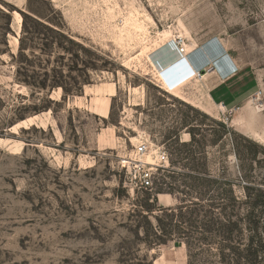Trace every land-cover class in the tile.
I'll return each mask as SVG.
<instances>
[{
    "label": "rangeland",
    "instance_id": "rangeland-1",
    "mask_svg": "<svg viewBox=\"0 0 264 264\" xmlns=\"http://www.w3.org/2000/svg\"><path fill=\"white\" fill-rule=\"evenodd\" d=\"M179 38L216 56L161 88ZM245 183L264 189V0H0V264H217L200 227Z\"/></svg>",
    "mask_w": 264,
    "mask_h": 264
},
{
    "label": "trees",
    "instance_id": "trees-1",
    "mask_svg": "<svg viewBox=\"0 0 264 264\" xmlns=\"http://www.w3.org/2000/svg\"><path fill=\"white\" fill-rule=\"evenodd\" d=\"M241 189L244 201L233 197V191H224V196L227 197L228 194L231 198L217 205L221 210V219L209 218L200 227L207 233L217 234L210 239L201 237L196 240V244H200L199 249L206 246L215 251V254L208 257H216L217 260L213 261L217 264H264V189H253L249 183H245ZM228 202L229 205L225 204ZM236 205L240 209L237 213L233 210ZM229 209L232 211L227 214ZM195 212L196 210H190L192 216ZM207 214L210 215L211 212ZM195 222L194 219L190 221L192 229L196 228ZM186 241L190 250L191 242Z\"/></svg>",
    "mask_w": 264,
    "mask_h": 264
},
{
    "label": "bare ground",
    "instance_id": "bare-ground-1",
    "mask_svg": "<svg viewBox=\"0 0 264 264\" xmlns=\"http://www.w3.org/2000/svg\"><path fill=\"white\" fill-rule=\"evenodd\" d=\"M164 35H165L166 39L169 38L168 33H165ZM179 39L181 40L182 48H183L184 52L182 53L181 50H179L175 46H173L176 48V53H177L176 58L177 59L174 62H172L171 64H167L164 66L159 65L158 71H164L168 66L173 65V64H180V63H183L184 61L187 62L189 65H192L194 68L198 69L199 66H201L203 63L208 64L210 62V60H212L211 56H216L217 50L213 53L207 51L211 47L209 45H205L204 47H202L198 50H196L194 48L193 49H190V48L187 49V47H184L183 39L182 38H179ZM179 39H178V41H179ZM172 42H173V44L176 43L175 41H172ZM143 51H144V49H143ZM143 51H142V54L144 53ZM200 69H202V68H199L198 70H200ZM198 70H197L196 74L198 73ZM205 71L210 73V72L215 71V70L213 68H206ZM198 78H200V79L202 78L201 74L198 75ZM160 87L165 88L164 85H162V86L160 85Z\"/></svg>",
    "mask_w": 264,
    "mask_h": 264
},
{
    "label": "built area",
    "instance_id": "built-area-1",
    "mask_svg": "<svg viewBox=\"0 0 264 264\" xmlns=\"http://www.w3.org/2000/svg\"><path fill=\"white\" fill-rule=\"evenodd\" d=\"M177 46L178 47H180V50H181V52L183 53L184 52V50H183V48H182V43H181V41L180 42H178V44H177ZM187 72V71H186ZM186 72H185V74H186ZM148 145L147 144H145V143H141L140 145H139V147H137L136 148V151H135V153L137 154V155H144V154H146V153H148L149 151H148ZM155 153V155H154V157L156 158V161H157V164H155L154 165V167L156 168V169H165V167H166V165H167V163H168V156H167V154L163 151V150H158L157 152L155 151L154 152ZM145 163V162H144ZM146 165H148V164H143V163H140V167H145ZM143 175H144V177L147 179V177H149V174H148V172H143ZM151 176V175H150ZM144 178V182L145 183H148V180H146Z\"/></svg>",
    "mask_w": 264,
    "mask_h": 264
},
{
    "label": "crops",
    "instance_id": "crops-1",
    "mask_svg": "<svg viewBox=\"0 0 264 264\" xmlns=\"http://www.w3.org/2000/svg\"><path fill=\"white\" fill-rule=\"evenodd\" d=\"M231 64V63H230ZM227 66H229L227 71H230V65L227 64ZM186 67V68H185ZM184 68L182 69L176 76L174 77H168V78H161L162 83L165 84L166 89H168L172 84H175V86L173 88H170L172 90H175L176 88H178L182 83L188 81L191 77H192V71L194 69V67L192 65H186ZM226 70V68H225ZM187 71V72H186ZM186 72V74H185ZM169 89V90H170ZM168 90V91H169Z\"/></svg>",
    "mask_w": 264,
    "mask_h": 264
},
{
    "label": "clouds",
    "instance_id": "clouds-1",
    "mask_svg": "<svg viewBox=\"0 0 264 264\" xmlns=\"http://www.w3.org/2000/svg\"><path fill=\"white\" fill-rule=\"evenodd\" d=\"M174 86H175V84H172L168 89L173 88Z\"/></svg>",
    "mask_w": 264,
    "mask_h": 264
},
{
    "label": "water",
    "instance_id": "water-1",
    "mask_svg": "<svg viewBox=\"0 0 264 264\" xmlns=\"http://www.w3.org/2000/svg\"><path fill=\"white\" fill-rule=\"evenodd\" d=\"M203 73H204V71H203V70H201V71H200V74H203Z\"/></svg>",
    "mask_w": 264,
    "mask_h": 264
}]
</instances>
